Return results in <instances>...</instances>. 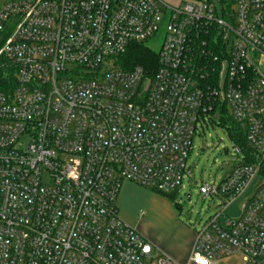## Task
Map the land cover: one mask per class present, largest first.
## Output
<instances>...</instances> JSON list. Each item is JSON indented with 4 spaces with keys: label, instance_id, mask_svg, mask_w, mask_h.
Listing matches in <instances>:
<instances>
[{
    "label": "built area",
    "instance_id": "2783aa9c",
    "mask_svg": "<svg viewBox=\"0 0 264 264\" xmlns=\"http://www.w3.org/2000/svg\"><path fill=\"white\" fill-rule=\"evenodd\" d=\"M163 24L153 75L118 66ZM262 61L264 0L225 13L220 0H0V264H177L117 200L125 182L179 193L221 104L254 157L234 146L227 174L199 187L222 210L187 264H264V180L225 215L264 171Z\"/></svg>",
    "mask_w": 264,
    "mask_h": 264
},
{
    "label": "rangeland",
    "instance_id": "374dc122",
    "mask_svg": "<svg viewBox=\"0 0 264 264\" xmlns=\"http://www.w3.org/2000/svg\"><path fill=\"white\" fill-rule=\"evenodd\" d=\"M165 33L166 26L163 24L160 32L146 42V47L158 54ZM262 68L264 71V63ZM234 156V145L225 129L217 123L208 124L204 133L199 131L194 138L188 159L189 172L183 180L180 192L170 199L169 194L125 182L117 200L120 218L177 264H186L176 254L171 256V249L181 251L188 237H195L200 226L222 210L218 201L203 199L199 187L203 183H213L223 178L232 166ZM262 178L258 176L251 188L226 209V217L237 219L240 216L244 203L251 197L254 187ZM157 233L160 236L159 241H163L166 247L165 250L157 246V240L153 239ZM219 264H245V261L242 255H234L223 259Z\"/></svg>",
    "mask_w": 264,
    "mask_h": 264
},
{
    "label": "trees",
    "instance_id": "16d2710c",
    "mask_svg": "<svg viewBox=\"0 0 264 264\" xmlns=\"http://www.w3.org/2000/svg\"><path fill=\"white\" fill-rule=\"evenodd\" d=\"M233 5L234 0H220V9L222 13L232 10ZM214 51L216 54H220V50L214 48ZM118 64L124 70H129L138 65L142 66L147 74L151 76L158 68V54L151 52L146 47L145 43L134 44L124 56L119 57ZM212 123L213 125L217 123L225 129L233 145L239 152L254 157V152L247 144L245 130L230 118L226 105L221 104V106L213 112ZM251 161L252 160H250V162ZM262 177L264 180V171L262 172Z\"/></svg>",
    "mask_w": 264,
    "mask_h": 264
},
{
    "label": "crops",
    "instance_id": "0c3cea01",
    "mask_svg": "<svg viewBox=\"0 0 264 264\" xmlns=\"http://www.w3.org/2000/svg\"><path fill=\"white\" fill-rule=\"evenodd\" d=\"M264 63V61H262ZM253 192V191H252ZM119 209V208H118ZM179 224V223H178ZM159 234H156V238L153 237L154 240H157L158 244L157 246L161 247L162 249H166V247L163 244V241H159ZM194 244H195V237L194 236H190L188 237V240L186 241L184 248L181 251H177L176 248H172L171 249V256L176 254L178 256V259L182 262H186V264L188 263L189 259L192 256V252H193V248H194ZM168 253V251H166Z\"/></svg>",
    "mask_w": 264,
    "mask_h": 264
},
{
    "label": "water",
    "instance_id": "95a60500",
    "mask_svg": "<svg viewBox=\"0 0 264 264\" xmlns=\"http://www.w3.org/2000/svg\"><path fill=\"white\" fill-rule=\"evenodd\" d=\"M176 194H178V191H177V190L174 191L173 193L169 194V195H168V198L173 199V198L175 197Z\"/></svg>",
    "mask_w": 264,
    "mask_h": 264
}]
</instances>
